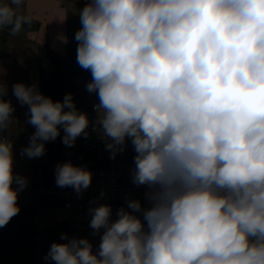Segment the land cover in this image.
<instances>
[{"label":"clouds","instance_id":"9594fccd","mask_svg":"<svg viewBox=\"0 0 264 264\" xmlns=\"http://www.w3.org/2000/svg\"><path fill=\"white\" fill-rule=\"evenodd\" d=\"M23 4L0 0V32L33 24ZM79 17L76 62L99 101L93 131L113 159L131 143V181L147 186L146 203L126 198L115 219L111 205L91 206L98 247L65 233L45 261L264 264V0H86ZM7 93L0 81V228L19 214L28 186L3 136L16 121ZM12 94L35 129L22 156H43L61 130L67 147L88 137L72 93L53 100L37 83L17 82ZM54 175L77 194L92 183L70 160Z\"/></svg>","mask_w":264,"mask_h":264},{"label":"built area","instance_id":"2783aa9c","mask_svg":"<svg viewBox=\"0 0 264 264\" xmlns=\"http://www.w3.org/2000/svg\"><path fill=\"white\" fill-rule=\"evenodd\" d=\"M26 1V0H24ZM86 0H83L82 8L85 6ZM80 28L70 29L68 32L69 43L74 42V36ZM80 72L77 83L81 84L86 90V84L91 80V74L77 66ZM94 103L97 104L98 97L95 93ZM92 111L96 113L93 110ZM94 127H99L95 122H90L88 132L90 137H86L81 145L75 146L67 151L64 162L72 161L76 165L83 166L86 162L87 154L95 155L98 166L89 167L92 172V183L90 187L82 194H77L71 187L59 188L55 184L49 183L42 171L35 167L32 171L33 187L29 192H21L18 199L20 207L23 206V200L26 194L41 196L43 199L57 200L62 204V208L70 212L69 221L73 224H85L89 227L91 216L89 208L98 204H109L113 209V219L116 218V211L126 205V198L140 199L142 203L145 201V192L147 186H136L131 181V170L133 168V159L135 156L134 149L128 142L125 150L110 158V152L106 149L105 140L97 131H93ZM18 158L24 160L26 157L18 152ZM31 166V165H30ZM32 168V167H30ZM16 171V170H15ZM17 172V171H16ZM94 202V203H92ZM53 207H49L50 211ZM100 243V236L97 240V246Z\"/></svg>","mask_w":264,"mask_h":264},{"label":"crops","instance_id":"0c3cea01","mask_svg":"<svg viewBox=\"0 0 264 264\" xmlns=\"http://www.w3.org/2000/svg\"><path fill=\"white\" fill-rule=\"evenodd\" d=\"M82 4L83 0H26L19 11L20 14L32 15L34 17L33 24L30 27L24 26L16 36L9 35L8 29L2 31L7 34V49L0 61V81L8 86V93L12 97V104L15 108L13 115L21 113L24 118L23 129L28 139L31 130L29 131L26 123L27 106H22L13 96L12 86L17 82H24L28 85L37 83L40 90V50L49 48L60 56L67 57L68 32L70 29L81 27L79 11L82 9ZM64 38H66V42H64ZM87 93L84 90V94ZM29 167L31 166L29 165ZM32 178L33 174L30 172L31 184L33 185ZM30 190L29 188L26 192ZM30 195L32 194H28L26 197L30 198ZM27 204L33 203L31 201L25 203L23 200V206ZM52 211L53 214L40 215L37 218L36 225L39 230H50L51 228L69 225L70 212L68 210L62 207H53ZM40 220L42 221L41 224H39ZM75 225L78 228H90L85 224L78 223Z\"/></svg>","mask_w":264,"mask_h":264},{"label":"trees","instance_id":"16d2710c","mask_svg":"<svg viewBox=\"0 0 264 264\" xmlns=\"http://www.w3.org/2000/svg\"><path fill=\"white\" fill-rule=\"evenodd\" d=\"M76 47V41L69 43L67 57H62L49 48H42L40 50V91L44 95L52 97L53 100H62L67 93H72L73 99L75 97L76 85L80 76V72L77 69L79 65L76 62ZM6 49L7 34L2 32L0 33V61ZM5 99H10L12 101V97L9 93H7ZM5 135L6 130L3 133L4 137ZM62 136L63 131L61 130V136L55 141L48 142L46 144V152L41 156V171L48 182L55 185L54 170L56 165L63 163L67 151L75 147L65 146L61 142ZM85 158L91 161V163L86 162L83 165L86 168L98 166L95 155L87 154ZM49 207H62V204L57 200L49 199H42L40 205L27 204L20 207L21 210L19 214L12 218L6 225V229H0V264H4L3 255L6 246L12 250H14L17 245L34 246L38 234L36 220L40 216L41 210L47 211ZM16 227L18 228L16 231L17 240L12 243L7 242V236L14 233ZM50 230L66 232L68 228L63 225L61 227L51 228ZM48 251L49 249H46L42 255L41 264H54V262L45 261L44 259ZM15 264H33V262L15 257Z\"/></svg>","mask_w":264,"mask_h":264},{"label":"rangeland","instance_id":"374dc122","mask_svg":"<svg viewBox=\"0 0 264 264\" xmlns=\"http://www.w3.org/2000/svg\"><path fill=\"white\" fill-rule=\"evenodd\" d=\"M85 88L81 84L76 85V92L74 101L77 105V108L83 112H86L90 122H95L97 120V113H94L92 111L93 103H94V95L92 94H84ZM16 121H13V123L8 127L6 130L5 137L14 141V152H15V170L17 173L26 176L28 178V186L23 191L26 192L33 187L31 184L30 179V172L33 171L35 167L38 168V170L41 171V157L39 158H25L24 160H20L18 158V152L20 149L25 147L29 139L26 138L25 132H24V118L21 113L18 115H13ZM29 131L31 130V134L35 131V129L28 125ZM91 136V133L89 132L88 137ZM85 139V137H79L77 138L74 146L81 145V142ZM31 165L32 168L29 167ZM28 196V194H26ZM43 198L41 196L37 195H30V198L25 197L24 202L31 201L33 204L40 205ZM49 211L41 210V216L43 215H50L53 214V211L51 209L50 213ZM46 217V216H45ZM42 221L40 220L39 224H41ZM68 230L66 232H58V231H52V230H44V229H38V234L35 239L34 246H28V245H17L14 250L9 249L7 246L4 249V255L3 260L4 264H15V257L32 261L33 264H41V258L46 249H49L51 244L53 242H66L61 240L62 234H67L69 238L75 236V237H87L94 245V250L98 247L97 246V239L99 235H93V230L91 228L89 229H83L76 227L75 224L68 222ZM71 225V226H70ZM78 228V229H77ZM1 230L6 229V226L3 228H0ZM18 228L16 227V230L14 233H11L7 236L6 241L9 243L15 242L17 240V233L16 231ZM15 256V257H14Z\"/></svg>","mask_w":264,"mask_h":264}]
</instances>
